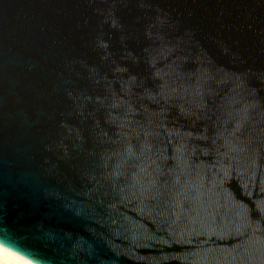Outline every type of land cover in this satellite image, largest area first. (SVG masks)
I'll use <instances>...</instances> for the list:
<instances>
[{"label":"water","instance_id":"95a60500","mask_svg":"<svg viewBox=\"0 0 264 264\" xmlns=\"http://www.w3.org/2000/svg\"><path fill=\"white\" fill-rule=\"evenodd\" d=\"M0 236L264 264V0H0Z\"/></svg>","mask_w":264,"mask_h":264},{"label":"clouds","instance_id":"9594fccd","mask_svg":"<svg viewBox=\"0 0 264 264\" xmlns=\"http://www.w3.org/2000/svg\"><path fill=\"white\" fill-rule=\"evenodd\" d=\"M0 249H6L8 252L15 253L23 257L29 264H42V261L30 254L29 250L21 247L18 243L6 237L0 236Z\"/></svg>","mask_w":264,"mask_h":264},{"label":"bare ground","instance_id":"6f19581e","mask_svg":"<svg viewBox=\"0 0 264 264\" xmlns=\"http://www.w3.org/2000/svg\"><path fill=\"white\" fill-rule=\"evenodd\" d=\"M0 264H29L23 257L8 252L6 249H0Z\"/></svg>","mask_w":264,"mask_h":264}]
</instances>
